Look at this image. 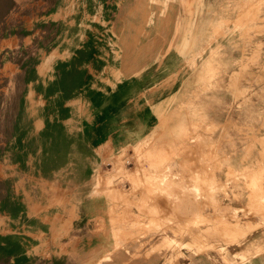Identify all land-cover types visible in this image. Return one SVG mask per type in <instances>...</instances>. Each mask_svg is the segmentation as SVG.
I'll use <instances>...</instances> for the list:
<instances>
[{
	"label": "rangeland",
	"instance_id": "374dc122",
	"mask_svg": "<svg viewBox=\"0 0 264 264\" xmlns=\"http://www.w3.org/2000/svg\"><path fill=\"white\" fill-rule=\"evenodd\" d=\"M222 11L205 46L221 37L219 70L98 168L97 237L74 264H264V0H227ZM84 81L89 0H0L2 161L35 156L42 137L28 129L41 119L53 129L54 91ZM1 218L0 264H24L21 221Z\"/></svg>",
	"mask_w": 264,
	"mask_h": 264
},
{
	"label": "crops",
	"instance_id": "0c3cea01",
	"mask_svg": "<svg viewBox=\"0 0 264 264\" xmlns=\"http://www.w3.org/2000/svg\"><path fill=\"white\" fill-rule=\"evenodd\" d=\"M226 1L89 0V81L54 91L57 124L41 119L28 129L42 137L35 156L0 159V216L21 221L24 264H74L90 253L103 210L93 199L98 168L179 110L218 69L211 50L222 51L221 37L205 46L227 17ZM13 132L14 124L10 139Z\"/></svg>",
	"mask_w": 264,
	"mask_h": 264
},
{
	"label": "bare ground",
	"instance_id": "6f19581e",
	"mask_svg": "<svg viewBox=\"0 0 264 264\" xmlns=\"http://www.w3.org/2000/svg\"><path fill=\"white\" fill-rule=\"evenodd\" d=\"M248 2V1H247ZM243 13H244V11H243ZM216 14V13H215ZM240 14V13H239ZM256 15V14H255ZM253 17V16H252ZM244 18V17H243ZM237 24V23H236ZM236 24H234V25H236ZM262 27V26H261ZM220 29V28H219ZM248 30V29H247ZM246 30V31H247ZM245 31V30H244ZM218 33V32H217ZM215 36V35H214ZM218 37V36H217ZM242 37H245V36H242ZM120 38V37H119ZM125 38V37H124ZM251 41V40H250ZM184 43V42H183ZM192 43V42H191ZM193 44V43H192ZM245 44V43H244ZM209 45V44H208ZM120 47V46H119ZM194 48V47H193ZM124 51V50H123ZM205 51V50H204ZM187 53V52H186ZM196 56V55H195ZM219 70V69H218ZM218 70H217V72H218ZM120 71V70H119ZM119 73V72H118ZM121 74V73H120ZM120 74H118V75H120ZM123 74V73H122ZM135 74V73H134ZM57 75V74H56ZM115 77H116V75H115ZM119 77V76H118ZM213 79V78H212ZM210 82V81H209ZM217 84V83H216ZM205 85V84H204ZM201 92V91H200ZM190 100V99H189ZM202 113V112H201ZM202 119V118H201ZM195 123V122H194ZM193 126V125H192ZM203 130V129H202ZM247 138V137H246ZM214 145V144H213ZM260 153V152H259ZM264 155V154H263ZM213 164V163H212ZM255 166V165H254ZM233 169V168H232ZM229 172V171H228Z\"/></svg>",
	"mask_w": 264,
	"mask_h": 264
},
{
	"label": "built area",
	"instance_id": "2783aa9c",
	"mask_svg": "<svg viewBox=\"0 0 264 264\" xmlns=\"http://www.w3.org/2000/svg\"><path fill=\"white\" fill-rule=\"evenodd\" d=\"M110 165H111V163H105V164H104V167H110ZM104 167H103V168H104Z\"/></svg>",
	"mask_w": 264,
	"mask_h": 264
}]
</instances>
